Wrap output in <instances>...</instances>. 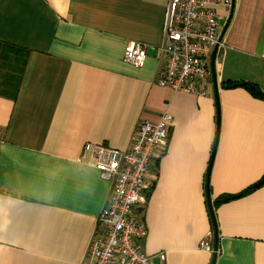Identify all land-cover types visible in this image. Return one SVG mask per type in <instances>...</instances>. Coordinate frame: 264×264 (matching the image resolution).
I'll list each match as a JSON object with an SVG mask.
<instances>
[{
	"label": "crops",
	"instance_id": "1",
	"mask_svg": "<svg viewBox=\"0 0 264 264\" xmlns=\"http://www.w3.org/2000/svg\"><path fill=\"white\" fill-rule=\"evenodd\" d=\"M167 2L0 0V264H81L111 186L84 143L126 150L137 123L164 112L168 145L135 208L141 249L150 264L212 263L199 248L214 245L207 176L213 202L264 174V100L226 86L264 93V0H234L206 96L155 83ZM229 10H217L220 32ZM131 43L146 46L142 68L123 61ZM214 213L213 264H264V183Z\"/></svg>",
	"mask_w": 264,
	"mask_h": 264
},
{
	"label": "built area",
	"instance_id": "2",
	"mask_svg": "<svg viewBox=\"0 0 264 264\" xmlns=\"http://www.w3.org/2000/svg\"><path fill=\"white\" fill-rule=\"evenodd\" d=\"M219 7L230 9L231 0H168L163 12L164 39L157 50L163 57L157 86L195 96L208 95L212 55L223 46L219 42V22L223 19ZM145 51V45L131 43L123 52V61L135 69L142 68ZM172 121L167 112L154 123L140 121L128 149L123 151L84 143L81 159L97 169L111 186L81 264H150V257L140 245L146 226L135 208L145 203L152 187L150 166L156 165L157 155L167 148ZM207 240H201L199 248L212 254L213 247ZM163 255L156 256L164 261Z\"/></svg>",
	"mask_w": 264,
	"mask_h": 264
},
{
	"label": "trees",
	"instance_id": "3",
	"mask_svg": "<svg viewBox=\"0 0 264 264\" xmlns=\"http://www.w3.org/2000/svg\"><path fill=\"white\" fill-rule=\"evenodd\" d=\"M25 61L22 60L21 63H20V68L18 69L19 70V75L22 74L23 72V68H24V63ZM227 87L229 88H235V87H242V88H245L249 91V93L257 98H260L262 100H264V93H257V86H255V84L253 83H250V82H241V83H227L226 85ZM16 90V89H15ZM14 98V96H13ZM264 179V174H263V177L261 180ZM207 180H208V176L206 178V185H205V197H206V204H207V212H208V216H209V221L211 223V227H212V234H213V240L215 239V235L218 233V230H217V223H216V219H215V213H214V209L215 207H217L221 202H218L219 200H216V201H211L210 200V197H209V185L207 183ZM254 188H249L245 191H243L241 194L237 195V196H234L233 198H238V197H241L247 193H249L251 190H253ZM212 240V241H213ZM217 241V240H216Z\"/></svg>",
	"mask_w": 264,
	"mask_h": 264
},
{
	"label": "water",
	"instance_id": "4",
	"mask_svg": "<svg viewBox=\"0 0 264 264\" xmlns=\"http://www.w3.org/2000/svg\"><path fill=\"white\" fill-rule=\"evenodd\" d=\"M231 2H232V4H231L230 10H229V15H228V17H227L226 22H224V25H223L222 31H221L220 34H219V42L222 41V38H223L222 35H224V33H225V31H226V29H227V27H228V24H229V21H230V18H231V15H232V11H233L232 9H233V7H234V0H231ZM215 53H216V49L214 50L213 55H212V61H211V62H212V66L214 65V62H213V61H214V59H215ZM256 92L259 94V91H258V90H257ZM263 183H264V179L261 180L260 182L256 183L255 185H253V186L250 187V188H257V187L261 186ZM229 199H233V197L226 198V199H222V200H219L218 202H224V201L229 200ZM216 240H218V238H217V234L215 235V239L213 240V241H214V245H213V250H214V252L212 253V254H213V260H212V263H211V264L214 263V260H215V257H216L215 252L217 251V248H218V246H217V241H216Z\"/></svg>",
	"mask_w": 264,
	"mask_h": 264
}]
</instances>
